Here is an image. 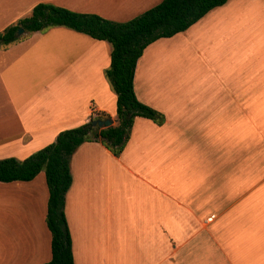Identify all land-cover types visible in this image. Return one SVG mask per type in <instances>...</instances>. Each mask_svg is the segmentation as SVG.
Segmentation results:
<instances>
[{"label":"crops","instance_id":"1","mask_svg":"<svg viewBox=\"0 0 264 264\" xmlns=\"http://www.w3.org/2000/svg\"><path fill=\"white\" fill-rule=\"evenodd\" d=\"M161 1L0 0V31L40 2L125 22ZM263 51L264 0H227L144 50L135 92L165 121L136 117L119 156L96 140L71 156L75 264H264V139L226 142L229 124L259 119ZM110 54L109 42L63 26L0 49V159H24L98 113L117 125ZM169 61L164 96L151 76ZM47 202L44 171L0 181V264L50 261Z\"/></svg>","mask_w":264,"mask_h":264},{"label":"trees","instance_id":"2","mask_svg":"<svg viewBox=\"0 0 264 264\" xmlns=\"http://www.w3.org/2000/svg\"><path fill=\"white\" fill-rule=\"evenodd\" d=\"M227 0H162L140 15L116 22L95 13H82L40 2L29 14L0 31V49L27 38L34 32H45L63 26L111 44L110 65L105 75L117 95V125L100 128L93 121L110 115L98 113L78 127L61 131L55 141L24 159H0V181H30L44 171L48 202L46 223L51 232V259L42 264H75L71 233L65 214L66 194L72 184L71 156L87 141H100L119 156L136 117L161 125L165 116L141 102L134 88L135 69L144 50L160 38L187 30L205 14ZM19 28L24 33L18 35Z\"/></svg>","mask_w":264,"mask_h":264},{"label":"rangeland","instance_id":"3","mask_svg":"<svg viewBox=\"0 0 264 264\" xmlns=\"http://www.w3.org/2000/svg\"><path fill=\"white\" fill-rule=\"evenodd\" d=\"M215 47H214V54L215 56L218 57L219 55V47H218V41H214ZM170 55V54H169ZM261 60L262 64L264 66V51L261 54ZM193 63L196 64V61L194 58L195 56H191ZM197 60V59H196ZM204 63L203 61H201ZM262 71L264 70V67L261 69ZM258 70H256L253 75H256ZM261 71V72H262ZM261 74V73H260ZM261 88L260 90L264 94V74H261ZM151 81L156 85V88L159 93H163L164 96H169L170 95V82H171V63L170 61L168 63H165L158 67V69L152 73L151 76ZM260 109L259 113V119H257L256 116H254L253 120H245L244 121V126L241 127L240 125H236V127L231 128L232 125L229 124L228 127V132L226 135V142L228 143L229 149L232 146H235L237 149V146L240 147L241 144H244V146H248L252 143H257L260 140L264 139V99L261 100V103L259 104H254V112L258 111ZM230 131H234L235 133H229ZM229 133V134H228ZM261 142V148L262 146ZM264 145V143H263ZM262 151L261 150V156H262Z\"/></svg>","mask_w":264,"mask_h":264},{"label":"water","instance_id":"4","mask_svg":"<svg viewBox=\"0 0 264 264\" xmlns=\"http://www.w3.org/2000/svg\"><path fill=\"white\" fill-rule=\"evenodd\" d=\"M23 33H24V29L19 28L18 35H21ZM92 124H93V126L105 128V127H109V126L113 125L114 120L111 117L106 118V119H97V120H94Z\"/></svg>","mask_w":264,"mask_h":264}]
</instances>
